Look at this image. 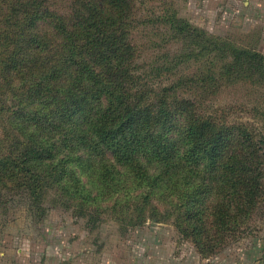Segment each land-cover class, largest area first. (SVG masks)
Segmentation results:
<instances>
[{"label": "trees", "instance_id": "16d2710c", "mask_svg": "<svg viewBox=\"0 0 264 264\" xmlns=\"http://www.w3.org/2000/svg\"><path fill=\"white\" fill-rule=\"evenodd\" d=\"M139 1L0 0V218L16 193L45 214L54 188L91 226L100 208L123 226L172 216L209 258L264 223V54L167 8L184 44L141 66ZM227 87L254 121L214 106Z\"/></svg>", "mask_w": 264, "mask_h": 264}, {"label": "rangeland", "instance_id": "374dc122", "mask_svg": "<svg viewBox=\"0 0 264 264\" xmlns=\"http://www.w3.org/2000/svg\"><path fill=\"white\" fill-rule=\"evenodd\" d=\"M137 7L134 39L139 47L141 66L159 61L160 53H172L184 44L158 20L167 8L211 36L264 54V42L259 37L264 24L250 23L243 0H141ZM243 97V91L227 87L213 104L225 110L233 106L236 116L250 123L254 120L248 109L243 111ZM9 98L7 103H10ZM86 118L88 115L83 114L81 120ZM4 123L16 132L5 117L1 124ZM68 150L73 149L67 147L56 153L60 157ZM35 166L46 170L40 161H36ZM81 173L85 181L94 177L86 165L81 167ZM61 193L62 190L49 189L42 197L41 205L47 210L41 215L36 208L31 209L26 193H16L8 200L0 218V264H106L108 261L113 264H252L255 255H264V223L256 216L252 225L258 226L251 234L230 242L216 255L203 258L195 242L176 227L172 216L170 220L147 216L144 223L123 226L110 210L100 208L102 220L91 226L90 217L80 213L82 205ZM158 203L162 211L170 208L162 201ZM88 206L94 211V201L84 207Z\"/></svg>", "mask_w": 264, "mask_h": 264}, {"label": "crops", "instance_id": "0c3cea01", "mask_svg": "<svg viewBox=\"0 0 264 264\" xmlns=\"http://www.w3.org/2000/svg\"><path fill=\"white\" fill-rule=\"evenodd\" d=\"M243 5L248 9L250 23L259 22L264 24V0H243ZM260 38L264 42V26ZM106 264L113 263L108 261ZM252 264H264V255L261 254L260 257L255 255Z\"/></svg>", "mask_w": 264, "mask_h": 264}]
</instances>
